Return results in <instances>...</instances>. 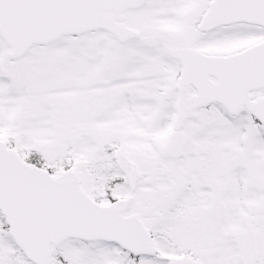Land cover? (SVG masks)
I'll use <instances>...</instances> for the list:
<instances>
[{"label":"snow or ice","instance_id":"snow-or-ice-1","mask_svg":"<svg viewBox=\"0 0 264 264\" xmlns=\"http://www.w3.org/2000/svg\"><path fill=\"white\" fill-rule=\"evenodd\" d=\"M0 264H264V0H0Z\"/></svg>","mask_w":264,"mask_h":264}]
</instances>
